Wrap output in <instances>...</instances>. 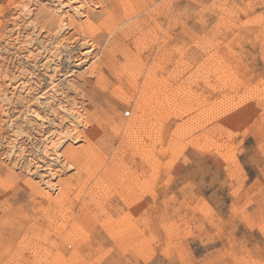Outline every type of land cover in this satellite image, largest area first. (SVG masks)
I'll use <instances>...</instances> for the list:
<instances>
[{
	"label": "rangeland",
	"instance_id": "374dc122",
	"mask_svg": "<svg viewBox=\"0 0 264 264\" xmlns=\"http://www.w3.org/2000/svg\"><path fill=\"white\" fill-rule=\"evenodd\" d=\"M50 1L0 0V264H106V253L113 244L129 249L133 258L138 251L150 250L157 264L165 260L167 264H264V235L258 229L212 232L201 227L203 201L207 199L204 189L193 186L171 210L151 214L145 210L155 200L136 197V193L160 182L162 170L172 179L170 195L183 187L179 183L184 179L182 164L177 161L167 167L181 149L199 152L210 169L224 165L227 173V161L236 154V144L242 146L241 156L259 148L255 134L249 137L241 132V139L234 143L228 133L246 128L248 120L255 121L264 112L260 100L264 94L260 75L264 72V0H183L184 5L197 6L193 15L200 23L198 28L184 26L179 33L176 25L181 9L176 5L180 0H159L156 23L146 22L139 32L132 18L120 25L128 31L121 34L120 28L114 29L119 35L111 67L101 63L108 40H102L111 13L108 3L102 14L94 7L100 4L73 0L79 12L64 20L47 14ZM82 4L85 7L81 10ZM86 22L100 27L102 36L97 37L101 44L95 48L80 46L90 36L83 25ZM92 39L99 40L96 36ZM56 46L61 48L56 51ZM83 50L91 53L86 60L81 55ZM49 59L55 63L53 70ZM10 73L15 79L5 83L4 77ZM51 74L57 92L49 91ZM46 83L49 98L42 97V102L55 101L61 115L64 107L68 113L83 108L86 118L94 110L96 115L91 116L97 123L93 130L107 136H97L96 140L88 136L79 147L68 144L80 151V176L75 175V169L65 172L50 163L40 151L43 140L22 144V136L12 139L10 143L22 149L23 156L15 151L10 154L3 143L5 121L9 126L14 123L5 113L19 116L17 102L31 95L18 91V86L40 88ZM6 89L11 91L6 94ZM157 90L159 99L155 100ZM147 97L157 102L148 103L146 113L152 106L161 112L154 127L157 142L153 146L124 125L133 120L135 103ZM74 104L77 108L72 107ZM129 111L132 115L126 117L124 113ZM214 120L216 123L210 124ZM54 124L52 132L56 133ZM22 131H29L28 125ZM11 132L17 133L18 128L12 127ZM25 160L23 170L18 171ZM32 161L38 168L25 175ZM243 171L246 178L241 182L243 187L237 186L238 191L230 179L215 190L217 216L223 219L222 213L231 212L235 203L251 208L259 224L264 217V173L251 164ZM53 172L55 175L45 176L53 185L45 190L49 195L60 192L58 204L33 195L26 186L28 180H38V173ZM66 181L65 186L59 185ZM85 192H92L99 205H81ZM133 210L138 212L133 215Z\"/></svg>",
	"mask_w": 264,
	"mask_h": 264
},
{
	"label": "snow or ice",
	"instance_id": "6c2138e0",
	"mask_svg": "<svg viewBox=\"0 0 264 264\" xmlns=\"http://www.w3.org/2000/svg\"><path fill=\"white\" fill-rule=\"evenodd\" d=\"M84 7L85 5H80L81 10L84 9ZM94 7L100 10L103 6L95 5ZM176 7L181 9L177 16V33L181 31L182 27L188 25L193 28H198L200 21L193 15V9L197 7L196 5H184L183 0H180V3H178ZM177 51H179V49H177ZM21 74L25 75L23 72H21ZM260 75L264 78V72ZM10 79H15L14 74L10 73L8 76L4 77V82L7 83ZM46 89L47 83L44 87L40 88L25 86L21 89L18 86V91L31 92V95L17 102L18 106L16 111L21 112L19 116L5 113L8 120L14 121L11 126L5 121L2 127L4 133L3 143L7 146L10 154L15 151L21 156L25 155L23 150L18 148L16 144L10 143L12 139H18L21 136L23 137V140H21L22 144L29 141L38 142L39 140H43L44 146H42L40 150L41 154L47 155L49 149H55L61 160H65L69 155V153L64 152V149L70 143H74L76 147H79L81 143L86 141L88 136H91L93 140H96L97 136H100L101 139H107L106 135L101 136L100 132H95L93 130L92 125L96 124L97 121L91 118V114L86 118V116L82 114L84 112L83 108H80L78 113H68L67 108L64 107L63 115H61V111L57 108L55 101L50 103L42 102V97L44 100L49 98ZM55 89L56 86L53 84L52 89L49 91H55ZM10 91L11 89L5 90L6 94ZM88 91L90 93V90ZM260 100L261 107L264 108V94L260 96ZM37 108L43 109V112L38 111ZM124 115L126 117H131L132 113L129 111L124 113ZM53 122H55L54 126L57 128L56 133L52 132ZM214 123H216L215 120L210 122V124ZM246 123V128L242 126L240 130L229 132L228 136L235 143V141L241 139V132L249 137L255 134L259 142L258 149L254 148L248 151L245 156H241L240 153L243 151L242 146L236 144V154L228 158L227 161V173L224 171V165H221L219 169H210L205 164L199 152H184L181 149L173 156L172 161L169 162L167 167L170 168L172 164L177 161L182 164L180 171L184 174V179L179 181V183H182L183 187L170 195V192L173 190L168 189V185L172 184V179L166 170H162L160 173V182L154 186H149L141 193V197H147L150 201L155 200V204H149V207L145 210L146 214H151L153 211H159L160 209L171 210L174 202L179 203L190 188L198 186L205 190V195L207 196V199L203 201L202 228L212 232L217 231V229H223V231L228 232L229 230L235 231L237 228L243 229L247 227L258 229L260 233L264 235V217H262L259 224H257L255 214L252 212L251 208H240L234 203L231 212L225 210L222 213L223 219H219L217 216L218 209L216 208V201L218 197L215 190L219 188L221 183L227 184L230 179L232 187L238 191L239 188L237 186H244L241 183L246 178L243 170L248 167L249 164L253 166L258 165L260 172L264 173V112H261L255 121L250 119ZM24 125H28L32 135H29V131H22ZM12 127H17L18 132L12 133ZM52 140H56L57 143L52 144ZM52 160L55 162L56 155L52 156ZM25 163H27V160L21 162L17 170H23ZM66 163L67 165L75 167L71 159H68ZM35 167H38L36 161H32V163L28 164V171L25 172V175H30L31 169ZM46 175H55V173L53 172L52 174ZM261 179L264 180V176H261ZM261 243L264 244V240H262ZM106 255L108 256L106 264H157L150 250L138 251L135 253V258H133L130 250L119 244H113ZM161 264H167V261L165 260L161 262Z\"/></svg>",
	"mask_w": 264,
	"mask_h": 264
},
{
	"label": "bare ground",
	"instance_id": "6f19581e",
	"mask_svg": "<svg viewBox=\"0 0 264 264\" xmlns=\"http://www.w3.org/2000/svg\"><path fill=\"white\" fill-rule=\"evenodd\" d=\"M90 3H93V4H100L102 5L103 7L101 8V10H98L100 13L103 14V12L105 11V9H107V4L106 2L108 3L109 5V9L111 10V13L107 16V20L105 21V26H104V32L102 33L103 37H102V40L107 38V46L105 47V49L103 50V60L101 63H103L104 65L108 66V67H111L110 65V62H112V54H113V51H115V48L118 47V46H115V45H118V35H116L114 33V29L115 28H120V25L122 24L123 20L125 19H132V18H135V20L137 21L136 22V27H137V30L140 32L141 30H143V27L142 25L145 24L146 22L148 23L149 21L151 22H154L156 23L157 20L159 19L160 17V5L158 3L159 0H88ZM163 1V0H162ZM174 1V0H173ZM162 3V2H161ZM50 7L47 11V14L48 15H57V16H60V17H63V19L65 20L66 18L70 17V15H72L73 13H77L79 12V10L77 9L75 3L73 0H51L50 1ZM163 5V3H162ZM170 5V4H169ZM172 5V4H171ZM166 7V6H165ZM169 8V7H168ZM164 9V8H163ZM166 10V9H164ZM169 13V12H168ZM83 16H85V13H81ZM81 15V16H82ZM75 16V15H74ZM73 16V17H74ZM165 17V16H164ZM106 19V18H105ZM171 19H175V18H171ZM80 21V20H78ZM103 21V20H102ZM73 22V21H72ZM71 22V23H72ZM70 23V22H69ZM61 24V23H60ZM83 24V23H82ZM84 25V28L87 30V32H89L88 34L90 36H86V38H84V40L80 43V46H86V45H90V47L92 48H95V45H98V44H101L99 43L100 42V39L99 37H97V35H100V27H95L93 26L92 24H90L89 22H86V24H83ZM100 25V24H99ZM65 25H63L60 29H63ZM34 29V27H33ZM128 31V27H121L120 29H118L120 32L118 33H121L123 34L125 31ZM123 32V33H122ZM117 33V32H116ZM100 35V36H102ZM98 38L99 40L98 41H93L95 39H92L93 37L95 38ZM36 39V38H35ZM33 40V39H32ZM31 41V40H30ZM27 44V43H26ZM28 45V44H27ZM120 45V44H119ZM61 47H58L56 46V51H58ZM30 53V52H29ZM91 53L89 52V50H86V51H81V55L84 57V60H86V57L89 56ZM54 55V54H53ZM57 56V54H56ZM96 54H94L92 57L93 59L96 58ZM54 57V56H53ZM91 57V58H92ZM47 61V60H46ZM53 60L49 59V61L47 62L48 65L49 63H51V65L53 66H50L49 68H51L52 70L55 69V63L52 62ZM47 65V66H48ZM33 66V65H32ZM96 66V65H95ZM97 66H98V63H97ZM100 67V65H99ZM113 67V66H112ZM116 69V67H114ZM105 69V68H104ZM92 69L89 70L90 74L93 73L91 72ZM99 71V70H98ZM54 72V71H53ZM100 72V71H99ZM116 72V71H115ZM128 72V71H127ZM126 72V73H127ZM119 74V72H117ZM125 73V71H124ZM122 73V74H124ZM101 74V73H100ZM121 75V74H120ZM126 75V74H125ZM130 75V74H129ZM149 75V74H148ZM53 74L50 75L51 77V89H52V85L55 83V80L53 79ZM128 76V75H127ZM134 76V75H133ZM132 76V77H133ZM150 76V75H149ZM101 77H102V74H101ZM125 77V76H124ZM118 78V77H117ZM121 78V76H120ZM130 78V77H129ZM150 78V77H149ZM124 79V78H123ZM127 79V78H125ZM134 79V78H133ZM151 79V78H150ZM149 80V79H148ZM130 81V80H129ZM135 81V79H134ZM133 81V82H134ZM146 81V80H145ZM156 82V80H154ZM127 82V81H126ZM154 82V83H155ZM152 83V82H151ZM126 85V83H123ZM128 84V83H127ZM131 84V83H130ZM136 84V83H134ZM7 85V84H6ZM132 85V84H131ZM129 85V86H131ZM56 86V84H55ZM107 86V85H106ZM123 86V85H122ZM151 86V85H150ZM120 89H121V86L119 85ZM133 87V86H132ZM106 88V87H105ZM125 88V87H124ZM130 88V87H128ZM134 90V88H132ZM150 90V89H149ZM122 91V90H121ZM132 91V90H131ZM54 92H57V89H55ZM159 91L157 90L154 94H153V99L155 98H158L159 97ZM191 92V91H190ZM130 93V92H129ZM123 94V93H122ZM135 94V93H134ZM13 95V94H12ZM131 95V94H130ZM133 95V94H132ZM4 96V95H3ZM126 97V95L124 96ZM123 97V98H124ZM134 97V96H133ZM227 97V96H226ZM3 98V97H2ZM132 98V97H131ZM141 98V97H140ZM148 98V97H147ZM10 99V98H9ZM122 99V97L120 98ZM126 99V98H125ZM159 99V98H158ZM124 100V99H122ZM156 100V99H155ZM167 100V99H166ZM156 103L157 101H153L152 98H148V99H142L135 103L137 104L136 105V111H135V115L133 116V120H131L129 123L125 124V126L127 127H130V128H133L136 132H139L140 133V137L142 140H147L148 144L150 143L151 146L155 145V142H157V140L155 141V138L154 135L153 136V133H154V130H155V124L158 122V120L160 119L159 117L161 116V112L160 111H156L155 110V106H152V108L148 107L149 109V112L146 113V108H147V104L149 103L150 105L153 104V103ZM162 102V101H161ZM155 105V104H154ZM164 105H167V103H165ZM72 107L74 108H77V106L74 104L72 105ZM135 107V106H134ZM165 107V106H164ZM264 110V109H263ZM79 111V110H78ZM134 111V110H133ZM90 114L92 115H96L95 111L93 110ZM198 115V114H197ZM91 118L93 119V117L91 116ZM163 119V118H161ZM94 120V119H93ZM149 122V123H147ZM136 123H139L138 126H136ZM159 123V122H158ZM161 123V122H160ZM122 124V123H121ZM118 126H121L120 123H117ZM123 125V124H122ZM157 125V124H156ZM124 126V127H125ZM117 127V126H116ZM123 127V126H122ZM121 128V127H120ZM119 129V127H118ZM128 129V128H127ZM158 129V128H157ZM159 130V129H158ZM130 131V129H129ZM135 135V134H134ZM126 136V135H125ZM136 137V136H135ZM139 137V138H140ZM140 139V140H141ZM158 139V138H157ZM159 140V139H158ZM128 141V140H127ZM146 143V142H145ZM147 144V143H146ZM44 146V145H43ZM51 152L48 153L47 155H45L49 160H50V163L54 164V165H58L60 166V168L63 169V171H67V170H71V169H75L77 171V173L75 175H79L81 174V171H82V167H81V163H79V156L78 154H80V151L76 148V147H72L71 145H68L65 149H64V152L65 153H69V155L65 158V160H61L59 158V154L55 151V149H50ZM53 155H56V160L55 162H53L52 160V156ZM68 159H71L73 161V164L75 167L71 166V165H67L66 161ZM47 162V161H46ZM48 166H51L48 165ZM47 166V167H48ZM38 167H36L37 169ZM41 167H39L40 169ZM53 169V167H51ZM44 169V168H43ZM50 169V168H49ZM45 170V169H44ZM36 172V171H35ZM46 173V172H45ZM45 175L44 173H38L37 175V178L38 180H36L35 182H32L30 180H28V182H26V186H27V189L32 192L33 195H40L46 199H49L50 203L51 202H54V203H59V200H61V198L59 199V197H62L60 196V192L57 190L54 192V195L50 194L49 195V192L45 190V188H52V182L51 180L49 181L45 179ZM77 176V177H79ZM263 176V175H262ZM75 177L76 180L79 181L80 178H77ZM68 180V179H67ZM63 181V180H62ZM54 183H56L55 181H53ZM68 184L69 182H62L61 184L59 185H64L65 184ZM74 184V183H72ZM71 184V185H72ZM75 185V184H74ZM69 186V185H68ZM76 186V185H75ZM138 186V185H137ZM136 186V188H137ZM140 187V186H139ZM145 187V186H144ZM60 188V187H59ZM65 188V187H64ZM68 188V187H66ZM134 188V187H133ZM140 188H143L142 186ZM61 189V188H60ZM69 189V188H68ZM139 190V188H137ZM136 189V190H137ZM66 190V189H65ZM141 190V189H140ZM63 191V190H62ZM69 191V190H67ZM125 191V189H124ZM130 191V190H129ZM29 192V193H30ZM127 192V191H126ZM143 192V191H142ZM64 193V192H63ZM69 193V192H68ZM30 194V195H32ZM80 194V193H79ZM84 196L81 200L83 206H87V205H90V204H96L98 203V199H96V197L93 195L92 192H85L83 193ZM81 194V195H83ZM101 194V193H100ZM52 195V196H51ZM62 195V194H61ZM120 195V194H119ZM138 195V196H137ZM141 193L138 194L136 193V197L137 198H141L140 197ZM79 196V195H78ZM125 197V196H124ZM131 197V196H130ZM65 199V198H64ZM110 199V198H109ZM129 199V198H128ZM34 200V199H33ZM69 200V199H68ZM80 200V199H79ZM104 200V199H103ZM137 200V199H135ZM39 202V201H38ZM134 202V201H133ZM142 201L140 200V203ZM153 202V201H152ZM155 202V201H154ZM33 203V202H32ZM53 204V203H52ZM108 204V203H107ZM125 204V203H124ZM138 204V203H137ZM155 204V203H154ZM55 205V204H54ZM95 205V206H96ZM99 205V204H98ZM97 205V206H98ZM109 206V205H108ZM142 206V205H141ZM8 207V206H7ZM60 207V206H59ZM131 207V206H130ZM133 207V206H132ZM137 207V206H136ZM143 207V206H142ZM39 208V207H38ZM103 208V207H101ZM139 208V207H138ZM137 208V210H138ZM141 208V207H140ZM36 210V209H35ZM44 210V209H43ZM82 210V209H81ZM107 210V209H106ZM141 210V209H140ZM143 210V209H142ZM42 211V210H40ZM62 211V210H61ZM87 211V210H86ZM104 211V210H103ZM139 211V210H138ZM138 211H135L133 210L131 213L133 214L134 212H138ZM45 212V211H44ZM102 212V211H101ZM43 213V212H42ZM130 213V214H131ZM141 214V211L139 212ZM144 213V211H143ZM99 214V213H98ZM79 215V214H78ZM82 215V214H81ZM95 215V214H94ZM104 215V214H103ZM134 215V214H133ZM136 215V214H135ZM131 216V215H130ZM143 216V215H142ZM53 217V216H52ZM95 217V216H94ZM113 217V216H112ZM135 217V216H133ZM132 217V218H133ZM139 218V217H137ZM54 219V218H52ZM52 219H50L49 217V220L52 221ZM5 220V219H4ZM139 220V219H138ZM143 220V219H141ZM136 222V221H134ZM139 222V221H138ZM137 222V223H138ZM73 223V222H72ZM146 224V223H145ZM18 230V229H17ZM43 230V229H42ZM45 231V230H44ZM43 231V232H44ZM39 232V231H38ZM42 232V231H41ZM36 233V232H35ZM22 234V233H21ZM47 234V233H46ZM27 234H25L26 236ZM45 236V235H44ZM11 237V236H10ZM67 237V236H66ZM41 238V237H40ZM39 238V239H40ZM45 239V238H44ZM43 239V240H44ZM66 241V240H65ZM18 243V242H17ZM19 244V243H18ZM10 248V247H9ZM17 248V247H16ZM19 248V247H18ZM21 249V248H20ZM47 252V251H46ZM22 255V254H21ZM36 255V254H35ZM235 263V262H234ZM228 264V263H227Z\"/></svg>",
	"mask_w": 264,
	"mask_h": 264
}]
</instances>
